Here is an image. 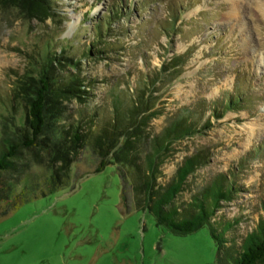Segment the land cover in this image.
I'll return each mask as SVG.
<instances>
[{
    "label": "rangeland",
    "instance_id": "obj_1",
    "mask_svg": "<svg viewBox=\"0 0 264 264\" xmlns=\"http://www.w3.org/2000/svg\"><path fill=\"white\" fill-rule=\"evenodd\" d=\"M129 1L135 5L139 0ZM112 2L58 0L62 16L56 18L58 21L45 22L28 19L16 7L0 5V138L5 117L10 113L13 90L20 78L37 66L33 57L41 51L45 53L49 44L57 49L61 41L72 42L74 47L92 45L94 25L110 11ZM174 2L193 4L179 22L183 34L174 38L178 53L189 49L193 53L182 80L167 95V108L191 104L199 97L216 99L224 91L235 89L237 75L248 78L250 83L244 81L242 86L253 102L239 113L230 112L219 122L214 121L215 127L208 135L178 144L179 152L164 166V183L174 175L183 158L198 147H213L212 164L198 172L212 176L231 167L237 169L242 156L264 143V0ZM142 15L143 18L137 13L132 15L131 22L121 20L132 29L125 41L128 45L147 41L150 67H160L166 55L162 47L169 46V39L160 35L157 22L167 21L169 7L155 3ZM75 35L79 37L76 42ZM92 51L95 54L82 60L80 68L93 81V103H100L105 97L109 89L105 79L135 82L146 69L138 49L101 55L96 54L97 48ZM79 106L76 101L70 104L73 110ZM20 124V120H15L11 130ZM163 124L164 118L155 120L153 131H159ZM97 167L98 158L90 150H82L66 185L47 196L42 193L48 189L47 180L53 174L47 164L31 160L29 176L22 183L14 179L18 174L4 175L5 182H15L12 192L24 198V203L0 217V264H217V246L208 228L181 236L158 227L149 212L136 208L115 165L101 172H96ZM241 174L244 179L240 184H244L245 191L223 211L233 215L239 211L238 204H242L257 220L260 213L263 215L258 208L264 199V158ZM125 192L129 196L127 202ZM3 205L0 204V211L5 210Z\"/></svg>",
    "mask_w": 264,
    "mask_h": 264
},
{
    "label": "trees",
    "instance_id": "obj_2",
    "mask_svg": "<svg viewBox=\"0 0 264 264\" xmlns=\"http://www.w3.org/2000/svg\"><path fill=\"white\" fill-rule=\"evenodd\" d=\"M155 3L169 7L167 21L157 22L169 46L162 47L166 54L162 66L151 68L147 41L128 45L125 38L130 37L132 29L120 22H131L136 13L143 18V12ZM58 4V0H0L1 6L16 7L28 19L42 22L58 21L56 18L62 16ZM192 6L183 2L177 5L174 0H139L135 5L129 0H113L110 11L94 25L92 45L74 47L72 42L61 41L57 49L49 44L45 53L33 57L37 66L18 81L10 97V113L3 122L0 204L5 210L0 211V217L24 203V198L12 192L15 182H5L4 175L18 174L14 179L22 183L29 176L31 160L47 164L53 168L48 189L42 193L47 196L66 185L76 156L87 149L98 158L96 172L109 165L117 167L136 208L149 212L158 227L181 236L208 228L216 242L217 264H264V199L258 208L263 215L260 213L257 220L242 204L237 203L239 211L233 215L223 211L245 191L244 184H240L244 179L241 173L264 158V143L242 156L237 169L231 167L212 176L198 172L212 164L213 147H198L183 158L169 181H161L164 166L179 152L178 144L208 135L215 127L214 121L219 122L230 112L239 113L253 102L242 86L244 81L250 83L248 78L237 75L235 89L224 91L216 99L199 97L191 104L167 108V95L182 80L193 53V49L178 53L174 45V38L184 32L179 22ZM116 24L119 28L114 27ZM78 38L75 35L73 40ZM94 48L98 55L138 49L146 69L138 72L135 82L105 79L109 89L100 103H93V81L83 75L80 65L95 54ZM74 101L80 104L75 110L70 108ZM160 118H164V124L155 132L153 122ZM15 120L21 124L12 131ZM262 178L264 181V175ZM124 198L129 200L126 192Z\"/></svg>",
    "mask_w": 264,
    "mask_h": 264
}]
</instances>
